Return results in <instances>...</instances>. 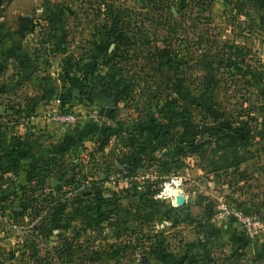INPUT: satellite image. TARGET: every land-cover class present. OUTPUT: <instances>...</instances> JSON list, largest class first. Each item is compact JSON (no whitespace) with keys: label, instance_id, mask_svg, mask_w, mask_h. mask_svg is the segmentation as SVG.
<instances>
[{"label":"rangeland","instance_id":"obj_1","mask_svg":"<svg viewBox=\"0 0 264 264\" xmlns=\"http://www.w3.org/2000/svg\"><path fill=\"white\" fill-rule=\"evenodd\" d=\"M23 1L34 22L22 37L27 53L19 60L31 71L19 107L40 98L28 113L41 120L31 122L27 112L0 120L11 134L3 141L24 150L28 130L47 133L50 124L69 135L66 154L44 160L51 173L35 194L15 183L13 171L0 181V264H264V245L250 248L264 235L250 238L238 223L214 218L221 195L264 217V183L251 163L264 117V0ZM107 35L129 43L111 42L97 61L88 58ZM119 78L127 97L113 95L114 118H103L100 93ZM170 96L178 99L176 116L164 106ZM85 110L100 116V133L84 131L89 121L45 120ZM122 136L132 139L126 150ZM238 145L250 152L242 163L212 173L211 160ZM132 152L145 158L142 170L126 176L122 164ZM171 174L183 178L188 196L175 213L146 194ZM98 190L101 199L87 201Z\"/></svg>","mask_w":264,"mask_h":264},{"label":"crops","instance_id":"obj_2","mask_svg":"<svg viewBox=\"0 0 264 264\" xmlns=\"http://www.w3.org/2000/svg\"><path fill=\"white\" fill-rule=\"evenodd\" d=\"M29 2L26 3L23 0H4L0 1V120L8 119V117L18 118L19 114L28 113L29 107L34 106L35 103H41V99L34 100L32 97L28 98L26 102V107L24 110L20 109L19 102V88L20 84L27 83L29 85V81H27V73L31 71L28 64L27 67L20 63V56L27 53L25 46L22 43V37L25 36V33L29 30H24V28L28 25L29 27L33 26L34 18L29 12H23L22 10L28 8ZM22 13V14H21ZM264 21V20H263ZM264 25V22H262ZM21 69V70H20ZM26 71V74H24ZM21 73V74H20ZM44 85L43 83H38V86ZM48 87V86H47ZM52 90V88H50ZM25 104V103H24ZM261 104L264 105V102L261 100ZM104 116L105 110L100 112ZM25 115V114H24ZM31 122L35 123L41 118L36 117L30 113L26 114ZM30 115V116H28ZM262 129L257 131L255 135V140L258 141L261 138L260 142H256L255 144V154L256 158L251 160L253 165L252 171L255 177H258V180H261V183H264V117L261 119ZM43 123V122H42ZM40 124V123H39ZM52 127H54L52 129ZM101 127V126H100ZM28 130L29 136L32 139H35L39 144L41 155H38L35 148H31L27 146L24 150L22 148H18V145L9 144L6 140V144H9L8 147L0 146V169L8 167L13 163L18 165V171L16 177L13 178L16 184L23 183L25 173L22 171L25 169L26 164L31 162L38 161L39 163H45L44 160L48 159V157H58L61 159L66 154L67 147L64 146L63 150H60L59 142L60 139L64 136V133L69 135V132L62 127L52 126L50 124L49 130L45 133L43 130H35L32 128ZM2 132V131H1ZM7 134H1L2 136H6ZM11 135V134H8ZM7 135V136H8ZM71 137H78L79 132H72L70 134ZM82 141L85 140L83 131L81 132ZM124 137V136H122ZM122 137L120 138L122 142ZM3 139V138H2ZM15 140H13L14 142ZM84 142V141H83ZM12 143V142H10ZM120 145V144H119ZM122 150H126L124 146H121ZM253 149V147H252ZM6 150H11L14 153L12 156V160L6 159L3 154ZM258 154L260 155V160L258 159ZM127 166V165H123ZM129 167V166H127ZM254 169H257L254 171ZM130 170V167H129ZM126 170V171H129ZM139 171V169H138ZM10 172H6L3 174L4 179L6 175ZM212 177V176H210ZM228 225H223V230L227 231ZM218 232V230H216ZM264 242L258 241L256 244L252 245L250 248L255 250L257 248L263 247Z\"/></svg>","mask_w":264,"mask_h":264},{"label":"trees","instance_id":"obj_3","mask_svg":"<svg viewBox=\"0 0 264 264\" xmlns=\"http://www.w3.org/2000/svg\"><path fill=\"white\" fill-rule=\"evenodd\" d=\"M0 1H4V0H0ZM24 30H33V28H31V27H29L27 25L24 28ZM110 37L111 36L107 35V40L105 42L95 44L88 51V53H90V54H87V57L91 58V59H95L94 61H97L99 59L100 55L102 54V50L106 51L108 49V47L110 46L111 42L114 43L116 46L119 43H121V42L124 43V44L129 43V39L127 40V42L123 41V36L122 35H120L118 38H116V37L110 38ZM110 40H112V41H110ZM92 52L94 54H92ZM93 65L94 64H91L89 67H93ZM80 69L81 70H79V71L81 72L82 68L80 67ZM240 74H242V72H240ZM245 74H246V72L243 73V75H245ZM121 83H123L121 78H119L117 81L108 80V83L106 84V86L103 87L102 92L100 93L102 98H111L114 95L116 97H119L120 100H124L127 97L126 96L127 92H123V91L119 92V91H121V88H120L121 87L120 86ZM177 87L178 86H176V89H177ZM77 91H78V94L80 95L81 94V90L78 89ZM260 94H261V97H262V101L264 102V88H261ZM182 95L184 96L185 94H182ZM177 102H178L177 98H174V97L170 96V98L168 100H166L165 104H164L166 112L169 113V114H172L174 116L178 115V113L174 109L175 108V104ZM113 118H114V111L112 110L109 113V119H113ZM86 123H88V124L85 127H87L88 130L85 129L84 131H88V132H92V133H100L102 131L101 127L100 126L98 127L96 123H93V122H90V121L86 122ZM147 128H149V129L151 128L152 129L153 126L147 124ZM66 131H68V130H66ZM1 134H2V132L0 130V136H1ZM83 134H84V137H85V132H83ZM130 136H128L124 140L122 139V142H120L121 146H124L125 148H128V147H130L132 145V139H131ZM222 136H226V134H224ZM124 137H122V138H124ZM67 138H68L67 137V133H64V136L60 139V142H59V147L61 148L60 150L64 149V142H65V140ZM26 141H27L29 147L35 148V150L38 153V155H41V153H39L40 152L39 144H38V142H36L35 139H32L28 135L27 138H26ZM8 145L9 144H6L5 141H3V139H0V146L1 147L5 148V146L8 147ZM234 147L235 148H233L231 151H229V150H225V151L221 150L220 156H218L217 159H212L211 160L213 165H214L213 168L210 169V171H212V173H214V172L216 173L217 171H220V169L225 170V171L227 169H236L242 163L244 158H246L247 154H250L249 150H247L248 148H246L247 146H245V145H238V146H234ZM223 149H224V147H223ZM192 151H195V150H192ZM12 153L13 152L11 150H6L4 152V154H3V156L6 159L12 160V157H11ZM142 153H140L139 156H137L138 153L137 154H134L133 152H132V154L130 153V156L128 157V161L124 162V164H122V167H123V165H127V166L130 167V170L126 171V172L122 168V170L124 171L123 173L126 176L131 175L132 172L134 170L137 171L138 168H140L142 170V167L139 166V164H141V162H143V160L145 158V155H143ZM133 156H134V158H132ZM50 159H53V158H50ZM48 162H45V163H48ZM45 163H39L38 161H36V162H31V163L26 164L25 169L22 170L25 173L24 182L23 183H18L17 185L20 188H24L25 186H27V191H29L30 194H33V193L35 194L36 188L41 186L39 184H41V183L43 184L45 179L51 173V171L48 170L47 166H45L46 165ZM215 170H217V171H215ZM17 171H18V165L15 164V163H13L12 165H10L8 167L1 168L0 169V181L3 180V178H4L3 174L4 173L12 172L13 174H17ZM35 185H38V186L36 187ZM158 189H159V187H158ZM158 189H156L154 191H149L146 194L147 195H149V194L151 195V196L149 195L148 197H153L158 192ZM0 192H1V189H0ZM79 195H76L75 199H76V202L81 205L82 202H83V198L80 197ZM101 196H102V194L98 190V191H96V193H94V197L95 198L94 199L93 198H88L87 201H93V200H96V199H101ZM28 198H29V196H28ZM4 199H6L4 197V194L0 193V201L4 200ZM74 203L75 202H73L72 204H74ZM0 205H1L0 208H4L3 202H1ZM18 206L21 208V212L23 213L28 208V202L22 200ZM171 208H172V210H174V213L176 212L177 209H179V208H174L172 206H171ZM15 213L18 214V212H13V214H15ZM230 224H228L227 230L229 229ZM115 252L117 253V251H115ZM141 264H148L147 259L143 258Z\"/></svg>","mask_w":264,"mask_h":264},{"label":"built area","instance_id":"obj_4","mask_svg":"<svg viewBox=\"0 0 264 264\" xmlns=\"http://www.w3.org/2000/svg\"><path fill=\"white\" fill-rule=\"evenodd\" d=\"M45 120L69 126L85 121L99 123L100 116L97 112L88 110L69 113L56 111L51 116H47ZM183 181V178L177 174L165 176L160 183L158 192L153 197L155 199L166 200L174 208H181L176 203V197L181 194L185 198V203L188 198L182 189ZM170 189L177 191L174 196L171 195L172 192L169 193ZM231 205L223 195L219 196L214 218L221 222L227 220L230 223H238L250 238L264 235V217L252 212H243L238 207L236 208Z\"/></svg>","mask_w":264,"mask_h":264},{"label":"water","instance_id":"obj_5","mask_svg":"<svg viewBox=\"0 0 264 264\" xmlns=\"http://www.w3.org/2000/svg\"><path fill=\"white\" fill-rule=\"evenodd\" d=\"M103 101H104V106H105L104 116L108 117L109 113L113 110V107H114V98L113 97L103 98ZM163 155H165V152H163ZM124 169L129 170V167L124 166ZM176 203L178 204L179 207H183L185 204V198L181 194H179L176 197Z\"/></svg>","mask_w":264,"mask_h":264},{"label":"bare ground","instance_id":"obj_6","mask_svg":"<svg viewBox=\"0 0 264 264\" xmlns=\"http://www.w3.org/2000/svg\"><path fill=\"white\" fill-rule=\"evenodd\" d=\"M172 192V193H176L177 191L176 190H172L170 189L169 193Z\"/></svg>","mask_w":264,"mask_h":264},{"label":"clouds","instance_id":"obj_7","mask_svg":"<svg viewBox=\"0 0 264 264\" xmlns=\"http://www.w3.org/2000/svg\"><path fill=\"white\" fill-rule=\"evenodd\" d=\"M171 195H173V196H174V195H175V193H171ZM173 203H175V201H173Z\"/></svg>","mask_w":264,"mask_h":264}]
</instances>
